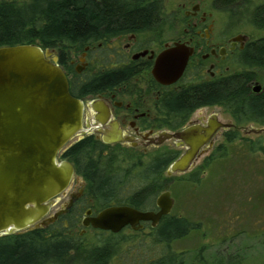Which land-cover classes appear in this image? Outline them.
<instances>
[{
  "label": "flooded vegetation",
  "instance_id": "af4514ba",
  "mask_svg": "<svg viewBox=\"0 0 264 264\" xmlns=\"http://www.w3.org/2000/svg\"><path fill=\"white\" fill-rule=\"evenodd\" d=\"M157 2L162 9L160 15L149 17L153 21L150 28L90 42L70 55L62 49L53 50L57 65L68 78L71 95L84 104L83 128L58 155L59 161L74 168L69 188L52 200L47 216L22 234L39 230L48 237L65 233L80 240L75 236L77 230L79 236L94 231L120 237L121 248H127L115 256L113 246L99 264H125L129 251H135L136 264H185L191 251L180 248L178 242L195 232L199 246L193 264H264V254L234 256L230 246L222 255L209 257L212 262L207 261L201 256V222L191 223L173 213L175 200L170 190L181 175L190 174V181L201 182V157L207 153L241 144L264 154V0H230L229 10L227 0H210L212 10L206 9L207 0H183L181 30L175 34V17L163 16V1ZM244 6L250 10L246 20L251 32L235 30L236 10ZM219 11L228 13L226 28H217L215 16ZM176 45L191 48L192 54L183 76L174 84L163 85L152 71L158 56ZM207 85H229L235 91L238 86L245 88L248 107H195L190 101L194 93H190ZM213 125L218 128L197 151L191 169L169 175L171 165L191 148L180 139L161 142L163 134L193 128L201 132V127ZM210 158L205 157V162ZM164 193L170 194L173 208L156 226L152 221H142L136 228L128 225L112 233L83 224L111 207L158 214V198ZM249 213H224L226 218L220 215L218 227H238ZM252 226L251 232L245 231L250 242L247 247H264V213L254 216ZM234 241L232 236L229 245Z\"/></svg>",
  "mask_w": 264,
  "mask_h": 264
},
{
  "label": "water",
  "instance_id": "95a60500",
  "mask_svg": "<svg viewBox=\"0 0 264 264\" xmlns=\"http://www.w3.org/2000/svg\"><path fill=\"white\" fill-rule=\"evenodd\" d=\"M191 54L185 45L165 50L156 60L154 78L163 85L176 83ZM57 61L53 50L37 45L0 47V237L31 230L74 177L73 166L59 161L58 155L83 128L84 104L71 95L68 78ZM217 128L163 134L161 142L180 139L191 148L171 165L168 174L190 170L197 151ZM157 206L158 214L111 207L83 224L112 233L128 225L136 228L142 221L156 226L173 208L170 194H162Z\"/></svg>",
  "mask_w": 264,
  "mask_h": 264
},
{
  "label": "trees",
  "instance_id": "16d2710c",
  "mask_svg": "<svg viewBox=\"0 0 264 264\" xmlns=\"http://www.w3.org/2000/svg\"><path fill=\"white\" fill-rule=\"evenodd\" d=\"M157 1L0 0V47L28 44L62 49L69 55L78 53L90 42L150 28L153 21L149 17L160 15L162 9ZM230 5L227 0L225 7L231 9ZM192 93L190 101L195 107L227 104L241 110L244 104L249 105V94L240 86L235 91L229 85H207ZM111 242L108 240L102 248L86 249L80 240L65 233L48 237L38 230L7 235L0 237V264H99L114 246ZM39 246L43 249H31ZM51 254L57 258L32 263L38 255Z\"/></svg>",
  "mask_w": 264,
  "mask_h": 264
},
{
  "label": "rangeland",
  "instance_id": "374dc122",
  "mask_svg": "<svg viewBox=\"0 0 264 264\" xmlns=\"http://www.w3.org/2000/svg\"><path fill=\"white\" fill-rule=\"evenodd\" d=\"M162 1L164 6L163 16L175 17L173 20V32L175 34L181 30L178 27L181 26V4L183 0ZM207 1L205 3L206 9L212 10L210 0ZM236 11L238 12L236 16L237 28L235 30L242 32L253 31L246 20V17L249 16V8L244 6L243 8H238ZM215 17L218 29H221L223 26L225 28L227 27V18L229 17L227 12L222 13L219 11ZM209 156H213V159L205 162V157L208 158ZM179 177L170 189L172 198L175 200L173 213L183 215L191 223L201 222V256L208 258L209 260L207 261L212 262L210 258L222 255L221 252L227 249V246H230V255L234 256H262L264 254V247H247V244L250 242L247 243V234L245 232H251L253 230L252 219L254 216L256 217L264 213L263 153L257 151L252 152L247 146L234 144L228 150L213 154L207 153L201 157V173L198 176L201 182L196 183L190 181V174ZM181 177L183 180H181ZM181 181L182 183L179 184ZM229 211L250 212L247 216L248 222L244 220L240 226L230 229L224 226L218 227V223L221 222L220 219L222 217L226 218V216H223L224 213L227 214ZM79 232L80 230H77L75 236L79 237L80 242L86 249L103 246L108 240H111L114 245L113 254L115 256L122 255L121 251L127 250L126 247L121 248L119 244L120 237L114 239L108 235L94 231L79 236ZM127 234L125 236L129 237ZM232 236L235 241L229 245ZM198 241V234L192 232L185 240L178 242L180 248L191 251V254L186 256L185 264H193V254H196V249L199 246ZM31 249L42 250L43 248L39 246ZM128 253L125 255V264H136L135 251H129ZM160 253L161 250L158 251V254ZM127 254L132 256L128 257ZM54 255L56 254H51L47 257L38 255L32 260V263L42 262L46 258L53 257ZM54 258L57 257L54 256ZM72 263L73 261L69 264ZM91 264H94V262H91Z\"/></svg>",
  "mask_w": 264,
  "mask_h": 264
}]
</instances>
